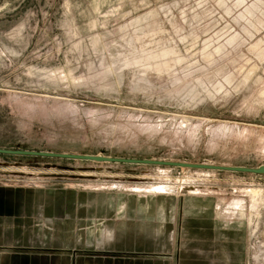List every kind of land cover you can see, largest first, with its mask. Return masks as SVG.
I'll use <instances>...</instances> for the list:
<instances>
[{
  "label": "rangeland",
  "instance_id": "1",
  "mask_svg": "<svg viewBox=\"0 0 264 264\" xmlns=\"http://www.w3.org/2000/svg\"><path fill=\"white\" fill-rule=\"evenodd\" d=\"M0 149L264 166V0H0ZM123 195L181 213L167 264H264V174L22 155L0 154V245L11 211Z\"/></svg>",
  "mask_w": 264,
  "mask_h": 264
},
{
  "label": "crops",
  "instance_id": "2",
  "mask_svg": "<svg viewBox=\"0 0 264 264\" xmlns=\"http://www.w3.org/2000/svg\"><path fill=\"white\" fill-rule=\"evenodd\" d=\"M123 196L118 198L121 202L117 206H114L115 203L105 208L95 205L89 209H72L73 213L66 210L65 213L73 217H68L66 221L62 219L65 223L48 219L53 215L63 216V213H53L48 209H43L38 219L39 211L35 208L5 214L8 219L13 217L9 221L14 226L1 235L5 242L0 245V264L181 262L180 252L174 251V255H171L167 249L169 242H174L175 233H181V213L177 215L176 221V213L168 214L163 207L156 210L149 203L144 204L143 195H137L138 198ZM217 228V225L195 220L184 229L189 239L194 242L205 241L202 247L209 246L212 252L215 243L223 239L210 234L212 229ZM199 245L195 243L192 247L197 248ZM200 255H204L203 251Z\"/></svg>",
  "mask_w": 264,
  "mask_h": 264
},
{
  "label": "water",
  "instance_id": "3",
  "mask_svg": "<svg viewBox=\"0 0 264 264\" xmlns=\"http://www.w3.org/2000/svg\"><path fill=\"white\" fill-rule=\"evenodd\" d=\"M0 154L71 159V160H80V161H92L97 163L155 165V166L173 167V168H181V169L264 174V166H260L258 168L228 167V166H217L210 164L179 163V162H171V161H157V160H143V159H120V158H111V157H103V156L56 154V153H45V152H37V151L6 150V149H0Z\"/></svg>",
  "mask_w": 264,
  "mask_h": 264
}]
</instances>
